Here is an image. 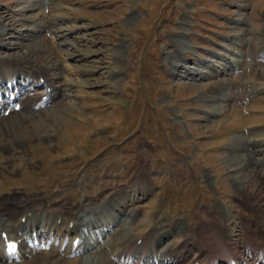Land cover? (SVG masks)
I'll return each mask as SVG.
<instances>
[{
    "label": "rangeland",
    "instance_id": "obj_1",
    "mask_svg": "<svg viewBox=\"0 0 264 264\" xmlns=\"http://www.w3.org/2000/svg\"><path fill=\"white\" fill-rule=\"evenodd\" d=\"M22 1L25 0H0L1 26L14 29L6 36L9 45L1 50V56L22 53L11 49V44L23 42L11 36L29 26L17 14L19 7L26 5ZM52 2L51 10L37 0L32 16L41 23L54 20L53 30L65 40L41 33L38 41L28 37L22 45L29 47V55L38 46L51 52L59 46L66 55L64 59L57 58L72 67L77 83L68 93L69 98L52 103L57 114L47 112L33 119L40 120L42 126L23 121L24 126L30 122V126L38 127L36 135L30 134L29 142L14 138L17 143L13 142L12 147L9 142L16 135L10 131L0 135L1 195L18 193L41 199L44 202L40 203L50 208L67 195L74 211L87 203L89 207L98 206L100 211L113 197L125 198L126 190L138 181L147 186L143 191L150 190L151 194L139 196L143 199L129 207L136 216L126 229L119 228L116 241L128 236L155 238L160 232L182 226L179 237L169 234L157 250L172 241L175 248L190 241L183 249L190 250V257L196 256V236L192 231L197 228L204 236L218 230L214 235L219 245L225 234L242 261L262 255L264 166L254 167L253 156H257L249 150L261 144L260 155L264 158V118L262 122L254 120L260 116L255 112L264 115V58L252 68L257 75L262 71L256 82L261 92L246 107L244 92L252 85L246 56L264 46V0ZM240 4H247V8L241 11L237 6ZM242 12L251 27L242 36L250 43L243 46L241 74L200 81L201 89L194 87L197 83L170 75L168 60L175 53L186 55L188 66L194 68L199 57L209 60L213 52L219 51L224 36L231 39L236 34L232 21ZM176 34H188L194 42L192 50L178 52L173 41ZM61 40L67 44L60 47ZM48 59L41 58L39 64L50 67ZM61 66L49 73L62 72ZM204 71L212 72L209 68ZM224 78L236 79L230 84L234 86L230 99L222 104V114L209 116V121L204 122L203 96L216 95L219 84L214 82ZM72 100L73 106H67ZM244 107L249 119L234 124L240 114L238 109ZM15 118L11 121L21 116ZM244 129L253 135H242ZM231 133L240 134L237 136L241 140L234 142L237 150L226 144ZM140 144L143 147L139 148ZM240 148L249 150L238 152ZM233 151L237 156L230 158ZM249 245L255 248L254 253L245 251ZM226 261L225 258L223 264Z\"/></svg>",
    "mask_w": 264,
    "mask_h": 264
},
{
    "label": "bare ground",
    "instance_id": "obj_2",
    "mask_svg": "<svg viewBox=\"0 0 264 264\" xmlns=\"http://www.w3.org/2000/svg\"><path fill=\"white\" fill-rule=\"evenodd\" d=\"M40 2L44 3L43 7L45 8L48 7L51 8V10L54 8L52 0H40ZM21 3H26V5L20 6L17 10V14L20 16V21L29 22V26L19 30L15 37H11L15 38V40L21 39L23 42L27 40L28 37H31V41L32 39L38 41L41 37V33H47L58 41L65 38L57 35L55 33L56 30H53V25H55L54 20L51 19L46 23H41L38 18L32 16L34 15L32 14L33 11L36 9L35 5L37 4V0H25ZM246 5L240 4L238 7L241 8V11H244V9L247 8ZM48 13L50 14V12ZM234 21L238 26L234 27L237 29V33L232 35V42L229 41V38H224V43L218 45L220 47L219 51L213 52L209 60H204L202 57L197 59L195 64L197 68L188 66L186 55L183 56V54L181 55L180 53L181 56H179V53H175V55L168 60L170 75L188 82L197 83L194 87L201 89L203 86L200 81L208 80L209 78H218L221 75L232 76V74L237 73L243 65V50H241V48L243 47L244 39L242 35L247 32L243 29V26H247L248 22L243 12L238 14V17ZM1 23L2 21L0 20V52L2 49H7L9 42L5 41L8 39L6 36L11 30H14L12 27L9 28L10 26H1ZM185 27H183V30ZM61 41L62 43H59L60 47L67 44L63 42V40ZM173 41L178 48V52L192 50L190 45L193 43L186 34H176L173 37ZM23 42L11 44L13 45L11 49H19L22 51L21 54L0 55V107L5 110L11 102L21 104L18 112L11 110L7 117H0V135L3 132L9 131L12 132L13 135H16V137L13 136V139L9 142L12 147V143L16 142L14 138L25 139V141L29 142L31 137L36 135L38 127L35 128V125L42 126L40 120L34 122L33 119L47 112L57 114V111L52 109L54 108L52 103L58 98H61V100L63 98H69L70 95L68 93L77 83H75L76 80L73 78V73H71V71H73L72 67L64 64H67L66 60L59 61L57 58H63L64 55H66L59 46L55 52H51L48 48L46 49L45 47L38 46L34 49V52H32L33 54H31L33 58L30 59L31 55L28 54L29 47L25 48L24 45H22ZM57 52H60V56L57 55ZM43 57L50 59H48L51 65L50 67L47 66L43 68L39 64V60ZM253 57L252 68L254 69L255 65L259 63L258 61L264 57V47L257 50L254 56L252 54L251 59H253ZM56 61H58V63ZM60 66L62 67V72L54 74L49 73L51 69L59 68ZM201 66H204V68H201ZM205 68L211 69L213 73L211 71V73L206 72L207 70L204 71ZM261 72L262 71H259L258 75H260ZM251 73L252 85L246 87L244 95L256 98L260 94L261 88L256 87L259 85L256 83L258 75L256 73L254 74L252 69ZM41 80H44L43 83H41ZM232 82H236V79L224 78L217 80L214 82V84H219L218 91L216 90L217 94L203 96V102L206 104V110L203 112L206 114V118H203L202 121L207 122L209 121V116L215 117L219 116V113L222 114L220 108L224 102L230 99V89L234 87L230 85ZM61 100L59 101L61 102ZM72 104L73 100L70 101L67 106H73ZM238 111L240 114L238 117L234 118V124L238 122L241 123L246 117L247 120L249 119L248 110L245 111L239 108ZM254 114L260 115L254 117L255 122H260L261 119L264 118V115L261 116L260 111ZM17 116H21V118L11 121V119ZM26 120L30 121L31 124L34 122L33 124H35V127L30 126V122H28V125L24 126L23 121ZM247 131L250 132L249 130ZM250 133L253 135L252 131ZM256 134L257 132L254 133V135ZM237 135L240 134H229L226 144L227 146H231L230 149L237 150V147L234 148V142L241 140V137ZM24 136L30 138H25ZM254 146L255 147L250 148V153H254L257 157L255 158L252 154L250 155L253 156L254 167L258 169L264 166V160H258L259 158L264 159L263 156L260 155L263 150L260 148L261 144L259 143ZM140 147H143V145L140 144L139 148ZM244 149L245 148H240L238 152H245L248 150L247 148ZM139 152L138 149V153ZM236 152L237 151H233L230 158L237 156ZM241 166L242 165L239 166V169ZM154 180L153 184L156 186ZM207 180L209 183L212 182L211 179ZM131 186L132 187L128 184L130 188L126 190L124 194L126 196L125 198L117 199L116 196L113 197L100 211H98V206L94 207L91 205L89 207L88 203L86 205L84 204L85 206L80 211H78V208L74 211V208H70L73 206H71L70 201L67 200V195L66 198L63 197L59 199L58 204H54L53 207L50 208L49 206L51 205H43L40 203L44 202L41 199H30L26 196L18 195V193L9 194L3 192L5 193L4 195L0 193V264H80L81 262H88L87 264H219L224 258L237 261L232 248L234 244L226 238L227 236L225 234H222L220 245L217 243V239L219 238L215 235L218 233V230L214 232L215 235L214 233L207 234L208 236L205 235V237L200 234L197 228H193L194 232L192 231V235L196 236L195 241L193 240V244L196 246L195 250L197 255H193L192 257H190V250L186 248V250L183 249V247L189 246L188 243L190 241H188V243L184 241L183 243L185 246L182 245L179 248H175L172 241L166 244L163 249L157 250V246L165 243L164 239H166L169 234L172 233L179 237V234L182 233L183 230L181 228L182 226H176V228L172 227L170 230L163 231V233L160 232L155 235V238L150 236L146 239L142 236V243L140 246L135 244L134 236L122 237L119 241H116L115 237L119 228L126 229V226H128L133 217L136 216H134L132 209L129 210V207L134 206L143 199L139 198V196L144 197L149 193L151 194L150 190L148 193L143 191V187L147 188V186L140 184L138 181ZM120 193L122 192L120 191L119 194ZM46 201L49 202L48 200ZM87 209L89 210L87 211ZM86 217H89L90 220L87 224H84L83 218ZM70 224H72V226H70ZM83 233L89 235L86 241L80 236ZM219 236L221 237V235ZM78 237L81 239L75 245L74 241ZM11 242L15 247L12 251H9L8 245ZM250 250L254 253L255 248L251 245L245 247V251L250 252ZM254 262H258L257 264H264V252L262 255L259 254Z\"/></svg>",
    "mask_w": 264,
    "mask_h": 264
},
{
    "label": "snow or ice",
    "instance_id": "obj_3",
    "mask_svg": "<svg viewBox=\"0 0 264 264\" xmlns=\"http://www.w3.org/2000/svg\"><path fill=\"white\" fill-rule=\"evenodd\" d=\"M15 245H9L8 248H9V251H12L14 249Z\"/></svg>",
    "mask_w": 264,
    "mask_h": 264
}]
</instances>
